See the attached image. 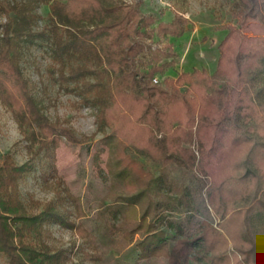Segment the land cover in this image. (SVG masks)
I'll list each match as a JSON object with an SVG mask.
<instances>
[{"label":"trees","instance_id":"1","mask_svg":"<svg viewBox=\"0 0 264 264\" xmlns=\"http://www.w3.org/2000/svg\"><path fill=\"white\" fill-rule=\"evenodd\" d=\"M142 2L0 1V102L29 153L21 164L9 154L0 161V255L7 264H59L62 248L25 236L45 223L75 227L53 200L37 201L40 207L28 211L20 195L19 181L38 155L51 160L61 136L85 140L48 116L24 75L23 48L36 43L49 50L48 71L57 72L60 84L79 87L82 103L96 108V128L106 130L101 140L109 148L123 142L155 167L175 164L204 185L215 221H202L192 234L178 228L171 243L158 220L145 222L139 257L164 255L166 264H264V0H233L235 22L223 27L212 72L193 68L175 76L163 74L175 65L176 51L153 35L176 38L190 21L180 12L158 19L142 11ZM41 4H48V19L36 27ZM157 75L163 77L155 82ZM65 195L82 215L79 199Z\"/></svg>","mask_w":264,"mask_h":264},{"label":"rangeland","instance_id":"2","mask_svg":"<svg viewBox=\"0 0 264 264\" xmlns=\"http://www.w3.org/2000/svg\"><path fill=\"white\" fill-rule=\"evenodd\" d=\"M233 8V0H143L144 13L167 20L180 12L190 21L177 38L153 35V41L171 43L177 53L175 65L163 76L193 68L212 72L218 55L216 45L225 33L223 27L235 22ZM37 11L40 18L36 27H41L48 19V4H41ZM21 67L35 84L34 93L43 98L48 116L85 139L72 142L61 136L52 159L38 155L35 168L20 179V195L28 211L40 207L37 201L53 200L75 226L45 223L39 233L27 234L26 240L36 245L43 240L62 248L65 256L59 264H166L164 255L139 257L136 243L143 237L145 222L158 220L171 243L178 228L182 234H192L202 221H215L204 185L193 173L175 164L155 167L123 142L109 148L101 140L106 130L96 128V108L82 103L79 87L71 82L60 84L57 72L48 71L52 66L47 47L37 43L24 46ZM26 145L10 111L0 102V161L9 154L17 164L23 163L29 155ZM49 161L55 167L53 172ZM65 191L79 199L82 215H77ZM141 220L142 228L130 236L129 230ZM0 264H7L3 255Z\"/></svg>","mask_w":264,"mask_h":264},{"label":"built area","instance_id":"3","mask_svg":"<svg viewBox=\"0 0 264 264\" xmlns=\"http://www.w3.org/2000/svg\"><path fill=\"white\" fill-rule=\"evenodd\" d=\"M153 80H154V81H156L157 79H156V78H154Z\"/></svg>","mask_w":264,"mask_h":264},{"label":"crops","instance_id":"4","mask_svg":"<svg viewBox=\"0 0 264 264\" xmlns=\"http://www.w3.org/2000/svg\"><path fill=\"white\" fill-rule=\"evenodd\" d=\"M177 38V37H176Z\"/></svg>","mask_w":264,"mask_h":264}]
</instances>
